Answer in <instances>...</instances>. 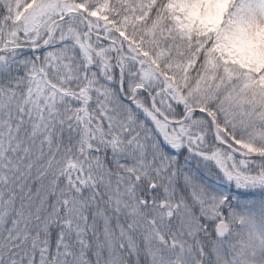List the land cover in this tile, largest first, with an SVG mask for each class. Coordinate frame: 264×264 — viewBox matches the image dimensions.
<instances>
[{
  "label": "snow or ice",
  "instance_id": "6c2138e0",
  "mask_svg": "<svg viewBox=\"0 0 264 264\" xmlns=\"http://www.w3.org/2000/svg\"><path fill=\"white\" fill-rule=\"evenodd\" d=\"M0 264H264V0H0Z\"/></svg>",
  "mask_w": 264,
  "mask_h": 264
}]
</instances>
